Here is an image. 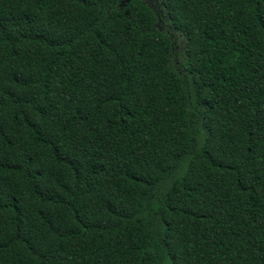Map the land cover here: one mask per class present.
<instances>
[{
    "label": "trees",
    "instance_id": "obj_1",
    "mask_svg": "<svg viewBox=\"0 0 264 264\" xmlns=\"http://www.w3.org/2000/svg\"><path fill=\"white\" fill-rule=\"evenodd\" d=\"M0 264H264V0H0Z\"/></svg>",
    "mask_w": 264,
    "mask_h": 264
},
{
    "label": "water",
    "instance_id": "obj_2",
    "mask_svg": "<svg viewBox=\"0 0 264 264\" xmlns=\"http://www.w3.org/2000/svg\"><path fill=\"white\" fill-rule=\"evenodd\" d=\"M126 1H128V0H126Z\"/></svg>",
    "mask_w": 264,
    "mask_h": 264
}]
</instances>
